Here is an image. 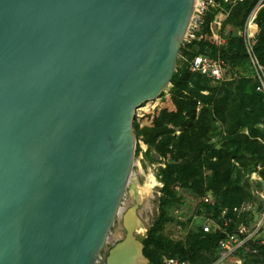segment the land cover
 Returning a JSON list of instances; mask_svg holds the SVG:
<instances>
[{"label":"water","instance_id":"water-1","mask_svg":"<svg viewBox=\"0 0 264 264\" xmlns=\"http://www.w3.org/2000/svg\"><path fill=\"white\" fill-rule=\"evenodd\" d=\"M194 1L0 0V264L97 263ZM125 229L104 264L143 257Z\"/></svg>","mask_w":264,"mask_h":264},{"label":"rangeland","instance_id":"rangeland-1","mask_svg":"<svg viewBox=\"0 0 264 264\" xmlns=\"http://www.w3.org/2000/svg\"><path fill=\"white\" fill-rule=\"evenodd\" d=\"M218 1L219 5L214 0L211 6L216 9V33L212 35L211 41L216 42L218 47L227 49L230 46L228 35H231V38L237 37L233 45L244 55V59L233 63L230 59L222 60L217 56L215 60L220 61L223 72L220 82L199 78L198 84H195V76H189L184 90L181 88L179 91L169 83L157 98L136 111L133 120L136 128L133 133L139 152L134 157L131 172L133 177L130 176L121 201V209L115 217L96 264H104L108 250L126 235L125 220L132 218L130 216H134L137 224L139 222L141 225L134 233L136 241L141 243L140 239L151 229V235L165 240L170 245L169 250L174 252L177 251L174 249L176 247L193 245L204 235H212L217 231L220 228L222 213L226 215V220L233 221L234 229L242 225L249 226L254 214L264 216V130L258 127H264V104L258 99L260 95L264 99L260 83L261 78L264 82V67L260 64L257 54V32L262 28L255 22L258 8H264V3L261 7L258 3L246 15L240 27H233L227 23V19L236 4L242 3L243 0ZM248 30L252 34L250 37ZM200 39L198 33L195 41ZM184 64L183 58L178 55L173 73L184 67ZM179 97L187 99L188 109L181 115L183 121L191 122L192 126L188 132L192 133L183 139L178 148L158 156L153 148L148 150L146 144L153 142L155 132L168 129L174 139H177L187 127L164 121L170 116H173L175 122L181 121V116L174 117L177 114ZM191 101L194 105L190 104ZM187 112L192 114V118ZM252 122H255L257 127L252 128ZM243 137L249 142H255L252 146H256L253 149H258L262 155L259 157L260 161L251 158L249 154L250 158L243 154L245 165L232 159L234 149H245L242 146ZM231 139H236L237 143H230ZM158 141L159 138L155 140V144ZM167 163L170 168L168 182L164 187L159 170L167 166ZM213 165L218 166L215 168ZM224 168H227V178L221 182ZM244 179L250 183V189L243 186ZM234 185L239 187L238 193L233 190ZM198 188L208 189L206 193L210 198L212 192L215 196H225L226 203L224 200L225 204H222L218 213L211 209L212 206L206 205L208 203L205 204L204 198L195 195L194 191ZM140 193L145 198L138 202ZM212 200L213 198L210 202ZM145 201H148L149 207L143 212ZM244 201L252 203L256 209L252 216L247 214L239 219L235 210ZM205 227L208 232L204 231ZM117 233H120L119 237ZM254 240L257 244L264 245V217ZM238 254L241 264H264L262 255H250L245 251ZM213 257L214 252L209 246L196 252L193 262L210 264ZM144 264L149 262L146 260Z\"/></svg>","mask_w":264,"mask_h":264},{"label":"trees","instance_id":"trees-1","mask_svg":"<svg viewBox=\"0 0 264 264\" xmlns=\"http://www.w3.org/2000/svg\"><path fill=\"white\" fill-rule=\"evenodd\" d=\"M243 0L242 3L236 4V6L231 10L230 15L227 19V23L233 27H240L242 24L243 20L245 19L246 15L253 10L257 4L259 3V7L264 3V0ZM216 4L219 5V1L216 0ZM216 15V9L209 7L205 13L204 20H203V25L200 29V36L201 39L199 41H194L189 45H184L181 46L179 49L178 55H180L183 60H184V67H182L179 70H176L170 79V84L178 89L179 91L181 88L184 90L185 84L187 83L188 77L189 76H195L194 83L198 84V79H206L203 76H200L198 74H194L188 71V63L193 59L195 56H204L210 59H215L217 56L220 57L222 60L223 59H230L232 60L231 62L239 61L244 59V55L240 54L238 52V49L233 45V41L237 40L236 38H231V35H228V41L230 46L227 47H218L216 45V42H212L213 40L212 35L216 33L215 31V25H214V17ZM257 26L259 28L264 27V8H258L257 14H256V20H255ZM257 54H258V60L260 64L264 67V39H259V44L257 47ZM238 62V63H239ZM250 83V82H248ZM258 99L260 102L264 104V99L260 95L258 96ZM146 104V103H145ZM190 104L194 105V102L191 101ZM222 104V103H221ZM143 106V105H142ZM186 107V108H185ZM187 99L186 98H181L179 97V100L177 102V114L174 116L176 118L181 116V121L175 122L173 120V116H170L166 120H164L166 123L167 122H173L177 126L180 127H186L181 136H179L177 139H174L175 137L171 135V131L168 129H160V131H156L154 136H153V142H147L148 150L150 148H153L158 156H162L161 153H165L168 150L178 148L180 145L183 143V139L187 138L189 134L192 132H188L191 129V122L190 121H183L182 119V113L187 111ZM188 113V112H187ZM189 114V113H188ZM166 116V115H165ZM163 116V118H165ZM191 116L192 118V114ZM252 128L256 127V123L252 122ZM237 125V124H236ZM136 128V126L133 124V130ZM251 128V129H252ZM262 131L264 130L261 129ZM233 133L234 130H231ZM230 134V133H229ZM159 138V141L155 144V140ZM244 138V143L242 144L243 148L245 149H234L232 152V159L238 160L241 164L245 165L244 162V155H250L251 158H255L257 161H260L261 159L259 158L262 156L259 152L258 149H253L252 146L253 144L255 145V142H249L246 137ZM240 141V140H239ZM236 144L237 140L236 139H231L230 143ZM170 147V149H168ZM162 148V149H161ZM250 148V149H249ZM215 149V147H213ZM139 152L138 148H135V155ZM214 154V153H213ZM144 155L147 157V153L145 152ZM248 155V156H249ZM238 156V157H237ZM249 156V158H250ZM230 160V159H229ZM225 161V160H224ZM168 162V161H167ZM223 162V161H222ZM170 165L165 167L163 169H160V176L162 179V182L164 184V187L166 186L168 182V172H169V167ZM218 165H213V167L217 168ZM226 173H227V168L223 169V176L221 177V182L226 180ZM233 190L238 193L239 192V187L237 185H234ZM208 189H201L198 188L194 191L195 195L197 197H202L204 198L206 195H208L206 192ZM225 194V193H223ZM211 198L213 200L211 202H208L206 205H210L211 209L214 210L215 213H218L219 210H221L222 204L226 203V198L223 195V198L221 196H215L214 192H212ZM238 198V195L236 196ZM225 200V203H224ZM246 202V201H244ZM211 203V204H210ZM242 203V202H241ZM220 214V213H219ZM241 218H244V216H239ZM251 221V219H250ZM244 222V221H243ZM232 223L233 221H230V224H228L227 227H223L221 229H218L215 231L212 235H204V237L200 238L195 244L193 245H188L187 247H176L177 251L174 252L173 250L170 249V245L163 239H159L157 237H154L151 235V229L148 231V234L140 239V242L142 244V255L143 257L149 262V264H162L161 260L162 257H168V258H176L180 261H186L190 264L192 262L194 264V256L196 252H199L202 249H206L207 247H211V250L214 252V257L213 261L210 264H213L217 258H218V243L219 241L224 237V232L231 233L235 229L232 228ZM221 224V222H220ZM221 226V225H220ZM253 250H256L255 253H253ZM246 252L247 254L250 255H262L264 256V245L257 244L256 240H251L248 243H246L245 247L243 250L239 252ZM238 254V255H239ZM190 261V262H189Z\"/></svg>","mask_w":264,"mask_h":264},{"label":"built area","instance_id":"built-area-1","mask_svg":"<svg viewBox=\"0 0 264 264\" xmlns=\"http://www.w3.org/2000/svg\"><path fill=\"white\" fill-rule=\"evenodd\" d=\"M195 3V1H194ZM214 0H197L196 4L193 5L192 15L190 17L187 30L182 40V45H189L194 42L200 29L203 25V20L207 9L213 6ZM255 18V17H254ZM254 18L252 22H254ZM250 19V18H249ZM254 24V23H253ZM248 29V22H247ZM249 31V30H248ZM252 35L249 31L248 37ZM189 71L194 74H198L212 82H220L223 79L222 64L217 59H210L204 56H195L189 62ZM261 90L264 92V82L261 78ZM211 198L206 195L204 202H210ZM255 206L250 202H242L236 208V216L250 215L252 216L255 211ZM263 215H258L256 219L252 218L250 225L239 226L235 231L231 233L224 232V237L218 243V258L213 264H241V260L237 257V254L242 250L246 243L254 240L258 233ZM226 215L222 213L221 225L222 228L227 227L230 224V220H226ZM204 231L208 232V228L205 227ZM256 250H253L255 253ZM162 264H189L186 261H180L176 258L162 257Z\"/></svg>","mask_w":264,"mask_h":264},{"label":"bare ground","instance_id":"bare-ground-1","mask_svg":"<svg viewBox=\"0 0 264 264\" xmlns=\"http://www.w3.org/2000/svg\"><path fill=\"white\" fill-rule=\"evenodd\" d=\"M196 1L197 0H195V3H194V5L196 4ZM129 182H130V180H129ZM128 182V183H129ZM138 202H139V200H141V199H143V198H145V196H143L141 193L138 195ZM149 199H150V197H148ZM144 200V199H143ZM148 207H149V203H148V201H145V203L143 204V206H142V208H143V212H145V211H147L148 210ZM121 209V208H120ZM119 209V210H120ZM136 212H138V211H136ZM118 213H119V211H118ZM136 214V213H135ZM139 214H141V212L139 213ZM130 217H132V218H128V219H126V225L124 226L125 228H127L128 230H129V232L132 234V237H131V239L133 238L134 239V233L138 230V229H140L141 228V225H140V223L138 222V224H137V222H136V218L134 217V216H130ZM117 236L119 237L120 236V233H117ZM114 238H116V237H114ZM117 240V239H116ZM145 259L143 258V257H138L137 259H136V264H144L145 263Z\"/></svg>","mask_w":264,"mask_h":264},{"label":"crops","instance_id":"crops-1","mask_svg":"<svg viewBox=\"0 0 264 264\" xmlns=\"http://www.w3.org/2000/svg\"><path fill=\"white\" fill-rule=\"evenodd\" d=\"M221 225V224H220ZM222 228V225L220 226V228L219 229H221ZM235 231V230H234Z\"/></svg>","mask_w":264,"mask_h":264}]
</instances>
